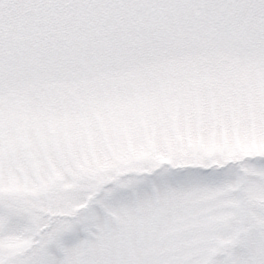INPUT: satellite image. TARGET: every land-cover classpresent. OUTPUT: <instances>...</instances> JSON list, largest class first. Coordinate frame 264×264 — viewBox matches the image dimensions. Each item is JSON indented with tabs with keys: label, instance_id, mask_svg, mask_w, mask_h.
Returning a JSON list of instances; mask_svg holds the SVG:
<instances>
[{
	"label": "snow or ice",
	"instance_id": "snow-or-ice-1",
	"mask_svg": "<svg viewBox=\"0 0 264 264\" xmlns=\"http://www.w3.org/2000/svg\"><path fill=\"white\" fill-rule=\"evenodd\" d=\"M0 264H264V0H0Z\"/></svg>",
	"mask_w": 264,
	"mask_h": 264
},
{
	"label": "rangeland",
	"instance_id": "rangeland-1",
	"mask_svg": "<svg viewBox=\"0 0 264 264\" xmlns=\"http://www.w3.org/2000/svg\"><path fill=\"white\" fill-rule=\"evenodd\" d=\"M85 233H83L82 231L78 232V238L79 239H83L85 237Z\"/></svg>",
	"mask_w": 264,
	"mask_h": 264
}]
</instances>
